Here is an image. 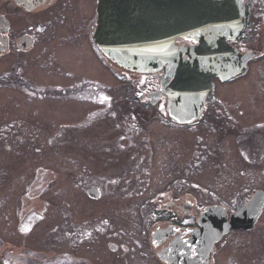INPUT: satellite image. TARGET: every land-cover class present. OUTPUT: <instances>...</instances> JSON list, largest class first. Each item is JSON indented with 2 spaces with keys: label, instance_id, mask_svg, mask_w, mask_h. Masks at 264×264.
<instances>
[{
  "label": "rangeland",
  "instance_id": "rangeland-1",
  "mask_svg": "<svg viewBox=\"0 0 264 264\" xmlns=\"http://www.w3.org/2000/svg\"><path fill=\"white\" fill-rule=\"evenodd\" d=\"M78 42L72 37L62 42L65 50L52 51L55 44L45 54L37 50L29 66L23 55L9 62L19 54L0 59V76L21 73L33 82L0 86V264H125L105 241L86 238L106 217L129 248L128 264H142L141 253L151 254L145 240L159 226L155 206L170 195L230 204L264 185V160L260 168L245 162L230 143L238 127L264 122V60L239 78L214 80L201 125L187 132L168 125L164 100L145 102L159 90L155 78L127 75L98 50L91 66ZM42 55L58 63L56 74L50 64L52 74L37 77L44 76ZM89 78L98 84L93 94L72 100L62 93ZM58 86L55 97L38 90ZM222 124L225 140L216 132ZM89 188L101 190L103 200L90 201ZM263 218L254 231L216 245L214 264H264Z\"/></svg>",
  "mask_w": 264,
  "mask_h": 264
},
{
  "label": "flooded vegetation",
  "instance_id": "flooded-vegetation-1",
  "mask_svg": "<svg viewBox=\"0 0 264 264\" xmlns=\"http://www.w3.org/2000/svg\"><path fill=\"white\" fill-rule=\"evenodd\" d=\"M97 2L98 0H0V59L10 56L12 53L19 54L17 57L12 56L9 58V62L15 65L21 58L19 56L23 55L27 57L25 65L29 66V62L31 64L34 62L37 50H39L38 54H45L51 44L56 46L53 47L52 51L65 50L66 47H64L62 42L65 39L72 40V37H75V41H79L80 44L83 43L81 46L83 52L81 51V53L89 50V61L91 63L96 53L94 50H97L96 42L93 38L97 28ZM243 5L245 8L244 28L237 41L232 45L241 54L250 58L248 71L253 63L259 64L264 60V0H243ZM248 43L249 46H247ZM180 45L189 48L195 47V45L190 46V44L182 42ZM39 46L40 48H37ZM50 57L58 59L57 56ZM41 58L42 66L40 68L44 76L37 75V77L43 78L52 74V72L53 75L58 72L59 67H56L58 63L47 60L46 57L43 58V55ZM43 63H47L48 66H43ZM50 64L52 72L49 70ZM73 66L76 67L75 65ZM45 70L48 73H45ZM84 80L77 89L71 86L62 89L58 86L56 90L54 88L49 90L46 87H38V90L42 91V93L48 92L46 94H49V91H53L51 93L53 95H57L56 91L58 89L59 91L62 89L64 94L71 92L72 96L93 94L96 90V81L91 78ZM2 82L9 84L10 88H17L16 86L20 82L28 88L29 86L27 85L33 83L26 75L21 73L0 76L1 87L5 86ZM75 92H79V94ZM208 109L209 107L206 104L204 114ZM168 125L184 128L187 132H191V128L201 124ZM218 128L219 131L216 132L221 133L222 137H224L222 140H225L224 124L219 125ZM230 143L239 150L241 156L245 158V162L254 163L260 168L264 160V122L246 128L238 127L237 135L230 140ZM261 170L258 169V173H261ZM173 184L174 182L171 185ZM222 187L223 190L227 189V186ZM237 187H241L240 183L237 184ZM256 187L252 192L248 191L243 202L240 201V198L233 197V202L230 204L199 205L193 200L192 196L178 198L179 201L175 198L176 194L174 199L171 195L167 197L166 202L157 204L155 209L154 207L152 208L154 209L152 218L156 217L158 219L159 226L156 227L153 234L151 233L153 235V238L152 235L150 236L151 243L150 238L147 237L145 240L151 254L141 253L144 259L142 264H149L153 261L158 264H205V250L202 246L200 248L197 246V241L193 242L191 240L192 232L199 228L201 221L212 223V219H217L224 226L237 227V229L227 233V236L254 231L264 216V202L261 205V211L257 209V201L252 204L258 193H264V185H256ZM91 190L95 191L96 197L95 199H90V201L101 202L103 200V192L98 188H89L86 193ZM105 208H110V206L106 204ZM176 210L180 211L184 216L178 217ZM235 215H238L235 217L236 219H234ZM256 217L258 218L253 228L245 230L244 228L249 226L250 220ZM97 222H99V226L97 224L94 225L88 230V237H85L90 242L105 241L111 252L117 255L116 259L128 264L129 248L124 242H120L122 236L115 228H112V222L107 217ZM154 234H156L155 237ZM147 252L149 251L147 250ZM135 258V255L132 254L131 260L133 263Z\"/></svg>",
  "mask_w": 264,
  "mask_h": 264
},
{
  "label": "water",
  "instance_id": "water-1",
  "mask_svg": "<svg viewBox=\"0 0 264 264\" xmlns=\"http://www.w3.org/2000/svg\"><path fill=\"white\" fill-rule=\"evenodd\" d=\"M243 18L235 0H99L94 38L112 62L129 71L153 74L164 69L167 116L187 124L199 119L215 78L226 81L244 70L245 61L227 45L239 35ZM180 37L199 45L188 53L176 47ZM256 201L261 211L264 194L252 204ZM258 217L244 229H252ZM206 222H200L202 228L192 233L191 240L200 241L210 254L237 227L217 219Z\"/></svg>",
  "mask_w": 264,
  "mask_h": 264
},
{
  "label": "snow or ice",
  "instance_id": "snow-or-ice-1",
  "mask_svg": "<svg viewBox=\"0 0 264 264\" xmlns=\"http://www.w3.org/2000/svg\"><path fill=\"white\" fill-rule=\"evenodd\" d=\"M177 231H179V230H177Z\"/></svg>",
  "mask_w": 264,
  "mask_h": 264
}]
</instances>
